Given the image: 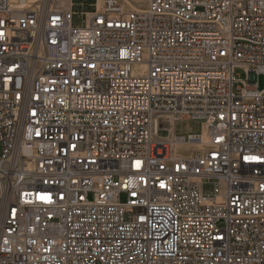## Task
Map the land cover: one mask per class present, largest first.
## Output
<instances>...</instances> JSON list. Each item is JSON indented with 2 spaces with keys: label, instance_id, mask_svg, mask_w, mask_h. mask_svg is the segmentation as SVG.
I'll return each mask as SVG.
<instances>
[{
  "label": "built area",
  "instance_id": "2783aa9c",
  "mask_svg": "<svg viewBox=\"0 0 264 264\" xmlns=\"http://www.w3.org/2000/svg\"><path fill=\"white\" fill-rule=\"evenodd\" d=\"M87 7L0 0V264H264V0Z\"/></svg>",
  "mask_w": 264,
  "mask_h": 264
},
{
  "label": "rangeland",
  "instance_id": "374dc122",
  "mask_svg": "<svg viewBox=\"0 0 264 264\" xmlns=\"http://www.w3.org/2000/svg\"><path fill=\"white\" fill-rule=\"evenodd\" d=\"M124 2L125 8L127 9H143L146 6L147 0H122ZM88 0H73V12L75 13L72 17L71 24L74 27H82L84 24V17L81 13L87 12L90 9L87 7ZM235 78L241 81H247V74L240 69L234 71ZM258 83V88L263 87V79L261 77H256ZM235 94L238 92L235 90ZM203 123L202 121H193V120H178L174 125L173 133L176 137H186L187 135H198L201 133ZM167 131H159L158 137L163 138L168 136ZM204 193L212 195V186L205 185ZM120 201H125V196H120Z\"/></svg>",
  "mask_w": 264,
  "mask_h": 264
},
{
  "label": "crops",
  "instance_id": "0c3cea01",
  "mask_svg": "<svg viewBox=\"0 0 264 264\" xmlns=\"http://www.w3.org/2000/svg\"><path fill=\"white\" fill-rule=\"evenodd\" d=\"M194 150H195L194 146H188V147H186V154H190Z\"/></svg>",
  "mask_w": 264,
  "mask_h": 264
},
{
  "label": "bare ground",
  "instance_id": "6f19581e",
  "mask_svg": "<svg viewBox=\"0 0 264 264\" xmlns=\"http://www.w3.org/2000/svg\"><path fill=\"white\" fill-rule=\"evenodd\" d=\"M133 9H135V8H133Z\"/></svg>",
  "mask_w": 264,
  "mask_h": 264
}]
</instances>
